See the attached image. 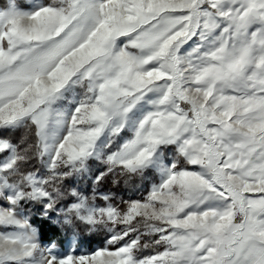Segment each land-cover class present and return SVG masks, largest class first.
<instances>
[{
  "label": "snow or ice",
  "instance_id": "obj_1",
  "mask_svg": "<svg viewBox=\"0 0 264 264\" xmlns=\"http://www.w3.org/2000/svg\"><path fill=\"white\" fill-rule=\"evenodd\" d=\"M0 264H264V0H0Z\"/></svg>",
  "mask_w": 264,
  "mask_h": 264
},
{
  "label": "trees",
  "instance_id": "obj_2",
  "mask_svg": "<svg viewBox=\"0 0 264 264\" xmlns=\"http://www.w3.org/2000/svg\"><path fill=\"white\" fill-rule=\"evenodd\" d=\"M102 237H93L91 241H85L87 248H93L101 245Z\"/></svg>",
  "mask_w": 264,
  "mask_h": 264
}]
</instances>
